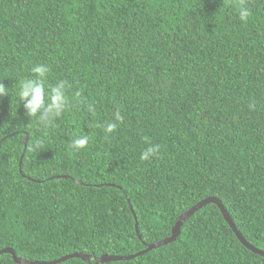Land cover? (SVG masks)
<instances>
[{
  "label": "trees",
  "instance_id": "16d2710c",
  "mask_svg": "<svg viewBox=\"0 0 264 264\" xmlns=\"http://www.w3.org/2000/svg\"><path fill=\"white\" fill-rule=\"evenodd\" d=\"M243 2L242 22L241 0H0V83L10 89L0 98V252L31 263L90 256L59 264L133 256L208 198L264 251V0ZM36 64L50 68L49 83L70 85L68 110L48 128L17 101ZM82 133L89 145L73 152ZM149 143L159 153L142 161ZM0 264L16 263L1 254ZM105 264L264 257L207 204L175 242Z\"/></svg>",
  "mask_w": 264,
  "mask_h": 264
},
{
  "label": "clouds",
  "instance_id": "9594fccd",
  "mask_svg": "<svg viewBox=\"0 0 264 264\" xmlns=\"http://www.w3.org/2000/svg\"><path fill=\"white\" fill-rule=\"evenodd\" d=\"M239 19L246 21L250 15L243 0L238 5ZM50 68L46 64H36L30 70V75L21 79L15 90L17 93V101L23 105L26 116L30 122L35 121L36 124L43 128H48L54 124L69 108L68 90L70 85L65 80H59L56 83H49ZM10 89L3 83H0V98L9 95ZM80 93H75V97H79ZM91 111V108L89 109ZM123 117L119 112L114 114V119L103 125L105 135L113 133L117 128V121H122ZM96 127H101L96 125ZM20 129L19 127H17ZM16 129H14L15 131ZM90 142L89 134L82 133L75 137L70 144L73 152H79L86 149ZM147 142V138H146ZM41 141L36 142V147L41 146ZM159 153V145L149 143V146L141 152L140 159L148 161L156 157Z\"/></svg>",
  "mask_w": 264,
  "mask_h": 264
},
{
  "label": "water",
  "instance_id": "95a60500",
  "mask_svg": "<svg viewBox=\"0 0 264 264\" xmlns=\"http://www.w3.org/2000/svg\"><path fill=\"white\" fill-rule=\"evenodd\" d=\"M24 143H26V141H24ZM23 152V155L24 156ZM207 204H213L216 205L218 207V209L220 210L223 219L225 220V222L228 224V226L230 227V229L233 231V233L235 234L236 238L238 239V241L244 246L246 247L249 251H251L252 253L259 255L261 257H264V251H261L259 249H256L255 247L251 246L249 243H247L242 236L238 233V231L236 230L235 226L233 225L229 215L227 214V212L224 210L223 206L221 205V203L214 198H208L206 200H203L202 202H200L199 204H197L195 207H193L191 210H189L188 212L184 213L183 215H181L177 222L175 223L174 227L172 228L171 231V236L167 239L161 240L149 247H147L143 252H140L136 255L133 256H128V257H118V256H102L100 259H97V263L100 264H105V263H111V262H119V261H129L135 257L141 256L147 252H149L150 250L153 249H158L162 246H166L170 243H173L176 241L177 237L179 236L180 233V228L182 223L187 220L191 215H193V213H195L196 211H198L200 208H202L203 206L207 205ZM136 228V232H137V224L135 225ZM1 254H9L12 256L14 263L16 264H59L62 262H65L67 260L70 259H80L84 262H89L90 260V256L87 255H80V254H75V255H70L67 257H64L58 261L52 262V263H31V262H26L24 260L18 259L15 256V253L11 250V249H5L3 251L0 252Z\"/></svg>",
  "mask_w": 264,
  "mask_h": 264
}]
</instances>
